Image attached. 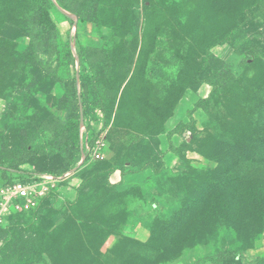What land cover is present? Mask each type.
Returning a JSON list of instances; mask_svg holds the SVG:
<instances>
[{
  "label": "rangeland",
  "instance_id": "rangeland-1",
  "mask_svg": "<svg viewBox=\"0 0 264 264\" xmlns=\"http://www.w3.org/2000/svg\"><path fill=\"white\" fill-rule=\"evenodd\" d=\"M50 1L59 36L47 73L25 59L28 38L0 0V184L33 172L1 169L24 149L48 159L55 129L73 155L54 197L18 223L47 262L218 264L233 253L231 264H264V0H86L80 18ZM225 70L234 81L217 79ZM10 239L0 233V264L33 257Z\"/></svg>",
  "mask_w": 264,
  "mask_h": 264
},
{
  "label": "trees",
  "instance_id": "trees-1",
  "mask_svg": "<svg viewBox=\"0 0 264 264\" xmlns=\"http://www.w3.org/2000/svg\"><path fill=\"white\" fill-rule=\"evenodd\" d=\"M60 6H62L67 11L74 14L77 18H80L81 14L83 13L85 7H86V0H55ZM10 5L15 13V17L11 22L14 26L20 28L22 33L26 38H28V45L25 48L24 55L25 59L28 61V58H31L30 60H33L35 64H38L40 67H42L47 73L52 72V68L45 66L42 61L44 59H52L53 56L58 54V32L57 28L52 21L50 15H49V6L51 5L50 0H10ZM96 7V5H95ZM257 46L255 43H251V46H249V49L254 48ZM258 50H260L259 47H257ZM257 51V49H256ZM67 54L70 58L71 63L73 62V59L71 58V53L68 49ZM218 80H223L224 83H227L229 81H234V76L227 70L224 72L222 71L220 74L217 75ZM83 84V85H82ZM81 86L83 87V100L82 104L83 107L85 106L84 110H87L86 107L89 106V103L87 102V95H88V83L87 85L84 83V80H82ZM70 115H69V124H72L71 127H75L76 125L71 122V118H73V115L78 112V101L77 99H71L70 100ZM74 124V125H73ZM66 131V130H65ZM69 132V131H67ZM68 134V133H67ZM54 137L55 141H53V149L49 153L48 159L46 157H42V155H38V151L35 149H24L17 157V161L14 165H12V168H4L1 167L3 170V174L7 171L17 170L19 164H28L31 167H33V172L31 174L41 175V174H52L55 177L61 176L68 172L71 168L72 162H73V155L69 154L68 147L69 142L67 141L68 137L64 133H60L57 129L54 130ZM38 158V159H37ZM38 160V162L36 161ZM149 168V167H146ZM144 168V169H146ZM3 175L4 182L11 181L10 177H7ZM2 178V179H3ZM3 182V183H4ZM53 196H50L48 198L43 199V201L51 200ZM32 212V211H31ZM31 212L27 214H18L11 216L8 218V222L11 220H15L16 222L13 223H7V227L3 228V230H0L1 232H9L11 236V243L14 246V253L15 255H20V257L23 259L26 255L30 256L33 255V257L29 258L28 260L23 261V263L20 264H49L47 260L44 257V252L41 251V242L36 237V231L33 233H30L28 230L23 231L19 227V222L22 219V217L30 216L27 218V221H31V215H33ZM10 241H7L1 251V261L3 258H5L6 249L8 248ZM40 249V251H39ZM235 260V256L233 253H221L217 257L218 264H231Z\"/></svg>",
  "mask_w": 264,
  "mask_h": 264
},
{
  "label": "built area",
  "instance_id": "built-area-1",
  "mask_svg": "<svg viewBox=\"0 0 264 264\" xmlns=\"http://www.w3.org/2000/svg\"><path fill=\"white\" fill-rule=\"evenodd\" d=\"M101 151L102 143L97 141L93 147V158L98 159ZM62 179L46 174H30L0 184V230L6 227L11 216L27 214L35 210L43 199L54 197L56 185Z\"/></svg>",
  "mask_w": 264,
  "mask_h": 264
}]
</instances>
